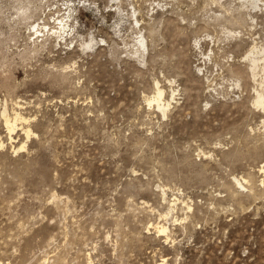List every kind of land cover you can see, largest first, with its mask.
Instances as JSON below:
<instances>
[{
	"label": "rangeland",
	"instance_id": "rangeland-1",
	"mask_svg": "<svg viewBox=\"0 0 264 264\" xmlns=\"http://www.w3.org/2000/svg\"><path fill=\"white\" fill-rule=\"evenodd\" d=\"M253 48L264 0H0V264H264Z\"/></svg>",
	"mask_w": 264,
	"mask_h": 264
},
{
	"label": "bare ground",
	"instance_id": "bare-ground-1",
	"mask_svg": "<svg viewBox=\"0 0 264 264\" xmlns=\"http://www.w3.org/2000/svg\"><path fill=\"white\" fill-rule=\"evenodd\" d=\"M66 24L65 23L63 24L60 22V24H59L60 33L62 31H64L66 29V27L70 28ZM142 41L140 42V45H142ZM262 52H264V50H262ZM257 53H259V51H256L253 48L249 52V55L246 57V59L249 61V64H250V70H251L253 79H255V77L258 76V73L264 74V56H261L260 58H254L253 55L257 54ZM250 56H253V57H250ZM259 86H260L261 91L256 93V99L254 101V104L258 108H261L262 110H264V78L263 77L260 80ZM163 94H164V92L161 89L157 88L156 89V96L153 99H151L150 103H155L157 108L159 110H161L162 113H165V111L169 108V103L164 102ZM173 95L174 94L172 93V96ZM12 114H13L12 117H9L5 111L2 113V117L4 118L5 127H6L10 136L16 130L17 124H21V125L23 124L24 125L27 121L17 111H13ZM25 133L27 135V138H29V135H30L29 131L26 130ZM159 230H160V233H164L163 231H165V230H163V228H161Z\"/></svg>",
	"mask_w": 264,
	"mask_h": 264
}]
</instances>
